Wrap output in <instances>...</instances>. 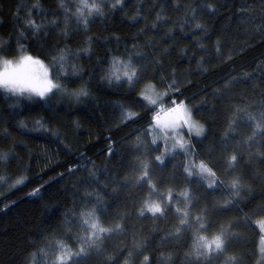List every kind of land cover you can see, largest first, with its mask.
Masks as SVG:
<instances>
[{
	"label": "trees",
	"instance_id": "16d2710c",
	"mask_svg": "<svg viewBox=\"0 0 264 264\" xmlns=\"http://www.w3.org/2000/svg\"><path fill=\"white\" fill-rule=\"evenodd\" d=\"M34 2L0 0V41H9L15 48L20 25L18 16L27 15V9L17 13V8L22 3L30 6ZM177 2L181 8L174 10L172 5ZM201 2L124 0L122 10L109 12L106 8L108 14L95 18L86 32L71 21L65 39L58 0H42L44 11L48 13L46 19L59 17L60 27L50 28L39 36H28L24 43L31 54L47 63L51 58L49 54L57 46L67 45L76 51L81 46L87 47L86 41L91 37L89 54L80 52L78 57H70L72 63L81 68L83 80L71 77L75 83L64 81L69 89L87 83L90 95L77 100L56 94L46 100L23 98L16 103V98H8L0 92V152L10 154L7 163L0 162V175L8 181L0 183V264H31L33 252L37 253V264H43L45 259L50 264L51 256L45 258L39 250L50 252V242L64 238L65 233L60 229L65 214L71 215L74 207L79 211L76 205L83 199L93 170H97L101 180L99 185L92 187L107 193L105 203L109 207L105 223H110L108 217L124 216L125 231L113 233L111 239L104 242L103 254L93 253L87 264H124L129 250L142 251L150 257L151 264H161L162 257L167 256L172 258L168 264L194 261V257L186 256L193 251L190 230L182 233L179 240L167 237L169 231H175V215L159 221L139 217L137 202L146 195L145 190L121 188L112 192V185L122 183L128 175L132 161L130 153L134 151L132 143L147 127L150 116L141 112L138 122L120 124V107L130 103L128 89L109 85L102 76L112 54L134 52L144 54L143 64L149 75L160 72L171 77L174 73L180 85V92L175 94L177 101L184 100L193 106L194 112L199 110L195 118L208 128L207 139L202 145L197 144L196 150L203 158L211 154L210 163L223 176L225 153L220 150L221 144L216 138L227 131L229 114L238 106L249 104L250 111L257 112L264 103V75H261L264 70V3L262 0H208L217 9L210 15L207 9H199ZM185 6L197 9L195 19L191 18L190 11L186 13ZM161 8L168 19L153 28ZM32 11L34 18L39 20L35 10ZM196 23L204 28L195 29ZM205 30L207 36L203 35ZM200 40L205 43L203 49L197 43ZM217 40L221 41L224 59L215 50ZM229 55L231 59H227ZM226 81L232 82V87L225 90L230 94L217 91ZM37 120L44 126L37 127ZM250 134L251 129L241 118L230 146L237 147V142ZM110 143L117 151L116 157L108 156ZM238 150L241 162L237 174L243 177L248 191L236 207L213 217L218 210L211 206L220 199V189L213 195H206L202 185L193 184L192 190L201 201L200 207H209L210 223L216 227L225 221L240 225L232 230L235 238L230 242L228 255L236 256L240 264H259L260 235L252 213L264 208V163H261L259 144L249 148L241 143ZM182 160V156L177 157L163 172L153 169L160 191L186 183L183 169L177 164ZM173 165H176L175 173ZM69 168L75 171L69 172ZM173 174L175 180L165 183ZM22 176L26 177L24 184L10 186ZM74 186H79V191ZM37 188L40 191L36 196L29 195ZM197 214L199 210L194 208L193 215ZM75 231L73 229L68 235H74ZM210 231L214 232L215 227ZM141 242L143 248H137L136 244ZM67 243L74 245L75 240L69 239ZM109 256L114 260L109 262L106 259ZM142 259V255H133L131 262L141 264ZM212 264H223V258Z\"/></svg>",
	"mask_w": 264,
	"mask_h": 264
},
{
	"label": "snow or ice",
	"instance_id": "6c2138e0",
	"mask_svg": "<svg viewBox=\"0 0 264 264\" xmlns=\"http://www.w3.org/2000/svg\"><path fill=\"white\" fill-rule=\"evenodd\" d=\"M169 0H165L168 3ZM264 3V0H262ZM124 0H73L72 3L66 0H58V10L63 14V36L65 39L69 35L70 22L75 21L76 25L82 27L86 32L89 25L97 17H105V9L109 12H115L124 8ZM174 10H179V2L172 5ZM22 9H27V15L19 17V31L16 35V46L13 48L9 41H0V92H3L8 98H16V103L23 98L31 99L38 97L46 100L56 94L67 95L79 100L81 97L90 95L87 83L82 84L77 89H69L65 80L71 81V77H78L83 80L81 68L72 63L70 57H78L80 52L89 54L91 52L92 39L88 37L87 47L81 46L76 51L65 45L57 46L50 53V60L46 63L39 56L31 54L29 48L24 43L28 36H39L46 34L50 28H59L57 20L54 17L47 20L48 13L44 11L42 0H35L30 6L22 3L17 8V13ZM35 10L39 20L34 18L32 10ZM199 9H207L208 14L214 15L217 11L215 5L202 0ZM242 11L244 9H241ZM191 12V18L195 19L197 9H188ZM164 9L161 8L157 13L156 23L153 28L160 26V22L168 19L163 15ZM139 15V10H137ZM135 19V17H134ZM201 23L195 24V29H203ZM204 36L208 33L205 30ZM119 40V37L116 38ZM201 49L205 48L203 40L197 42ZM136 45H133L135 48ZM215 50L221 59L222 44L217 40ZM139 58V59H138ZM144 54L140 52L112 54L107 61L108 67L104 70L102 79L109 85L115 84L121 88L125 86L128 89L130 103L120 107L121 116L119 123L128 124L129 122H138L141 112L149 114L150 120L147 127L139 133L133 143L134 151L130 153L132 161L129 163L128 175L124 177L122 183L112 185V192L116 193L121 188H137L145 190L146 195L138 199L136 212L139 217L150 218L154 221L166 219L170 215H175L177 225L175 231H169L167 237L181 239V234L191 231L193 243L191 253L186 256L194 257V261L189 264H212L213 261L223 258V264H240L239 259L234 255H228L230 242L235 238L232 231L239 227L238 223L231 221L221 222L218 227L210 223L209 207H200V199L193 192L192 185L200 184L205 188L206 195H213L220 189L219 196L211 207L217 209L219 213H227L236 207L244 195L247 194V186L243 177L237 174L240 164L239 145L246 144L251 148L254 144L260 145L259 155L261 163H264V103L260 105L257 112L250 111L251 105L238 106L234 113L229 114L227 131L224 135L217 137L221 144V151L225 153L224 164L225 172L221 176L217 168L210 163L211 154L207 158L201 157L197 150V144H203L207 139L208 128L205 123H201L195 117L197 112L193 111V106L184 100L177 101L175 94L180 92V85L175 74L166 77L160 72L149 75L143 64ZM227 59H231L229 55ZM198 62V63H202ZM264 75V70L261 71ZM254 79V77H253ZM232 87L231 81H226L222 89L218 92H226ZM241 114L242 117H241ZM243 119L251 134L243 141L237 142V147H231L230 141L234 140L239 122ZM23 126V122H21ZM37 127H43L41 121H36ZM142 150V151H136ZM153 153L155 155L153 156ZM117 151L109 144L108 156L116 157ZM251 156L252 153L249 152ZM183 157L182 161H177L180 168L183 169V179L185 184L179 187L169 186L167 191L159 190V185L155 179L153 169H159L161 172L167 168L177 157ZM10 160L8 152H0V162L7 163ZM75 170L69 168V172ZM97 170L90 172L91 179L87 182L88 187L84 188L83 199L80 200L71 215L65 214L64 225L60 229L65 233L64 238H55L50 242L51 251L40 249V253L48 258L51 256L50 264H87L88 259L95 253L102 255L104 251V242L111 239L113 233L125 231L123 221L124 216L108 217L110 223H105V216L108 205L105 203L107 193H101L93 184L99 185L101 177L97 176ZM106 171V170H105ZM176 171V165H173V172ZM173 174L165 183L171 184L175 180ZM26 177H19L11 187L24 184ZM7 178L0 175V183H6ZM106 186H108L106 184ZM79 191V186H74ZM91 189V190H89ZM40 189L37 188L29 195L36 196ZM199 210V214L193 215V209ZM264 208L254 210L253 217H256L255 223L259 230V264H264ZM250 219V218H246ZM215 227V231H210ZM75 229V234L69 236L68 233ZM74 239L75 244L67 243V240ZM137 248H143V243H137ZM133 255L143 257L141 264H151L150 257L143 252L134 253L129 250L124 264H132ZM31 264H37V253L30 254ZM106 259L111 262L114 257L109 256ZM171 256L162 257L161 264H168ZM43 264H49L45 259Z\"/></svg>",
	"mask_w": 264,
	"mask_h": 264
},
{
	"label": "rangeland",
	"instance_id": "374dc122",
	"mask_svg": "<svg viewBox=\"0 0 264 264\" xmlns=\"http://www.w3.org/2000/svg\"><path fill=\"white\" fill-rule=\"evenodd\" d=\"M33 98H38V97H32L31 99H33ZM39 99V98H38ZM259 242H260V240H259Z\"/></svg>",
	"mask_w": 264,
	"mask_h": 264
}]
</instances>
